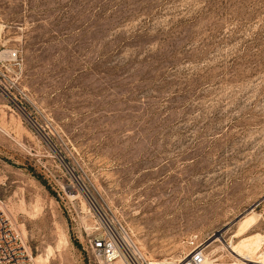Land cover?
I'll use <instances>...</instances> for the list:
<instances>
[{"label":"rangeland","instance_id":"1","mask_svg":"<svg viewBox=\"0 0 264 264\" xmlns=\"http://www.w3.org/2000/svg\"><path fill=\"white\" fill-rule=\"evenodd\" d=\"M262 9L0 0L22 57L18 109L0 95V212L33 264H98L83 229L100 215L154 261L202 243L205 264L264 262Z\"/></svg>","mask_w":264,"mask_h":264},{"label":"built area","instance_id":"2","mask_svg":"<svg viewBox=\"0 0 264 264\" xmlns=\"http://www.w3.org/2000/svg\"><path fill=\"white\" fill-rule=\"evenodd\" d=\"M262 16L264 18V0ZM22 70V57L17 48H5L0 31V95L18 109V79ZM24 113L21 108L19 109ZM261 178L264 184V98L261 102ZM34 126L31 117L26 116ZM91 207L94 206L89 202ZM264 207V193L253 206ZM253 209V208H252ZM95 210V209H94ZM85 250L98 264H205V252L202 243L195 245L180 261H154L148 258L133 241L126 229L111 218L99 216L90 229L84 228ZM0 264H33L31 251L22 240L17 229L0 212ZM252 264H264L253 262Z\"/></svg>","mask_w":264,"mask_h":264},{"label":"bare ground","instance_id":"3","mask_svg":"<svg viewBox=\"0 0 264 264\" xmlns=\"http://www.w3.org/2000/svg\"><path fill=\"white\" fill-rule=\"evenodd\" d=\"M77 196V195H76ZM97 204V203H96ZM101 210V209H100ZM252 213H255V211L252 209L249 213H247L243 218H245V217H248L250 214H252ZM219 235H215V236H213L212 237V239L208 242V244H210L211 242H213L214 240H216V238L218 237ZM220 237V236H219ZM230 245V244H229ZM50 254V253H49ZM238 256H240L238 253H236ZM240 257H242V256H240ZM243 259H248V258H244L243 257ZM250 261H253V260H250ZM207 262V261H206ZM254 262H258V261H254Z\"/></svg>","mask_w":264,"mask_h":264},{"label":"trees","instance_id":"4","mask_svg":"<svg viewBox=\"0 0 264 264\" xmlns=\"http://www.w3.org/2000/svg\"><path fill=\"white\" fill-rule=\"evenodd\" d=\"M33 172V174L34 175H36L37 176V178H39L40 179V177H39V175H37L34 171H32Z\"/></svg>","mask_w":264,"mask_h":264}]
</instances>
